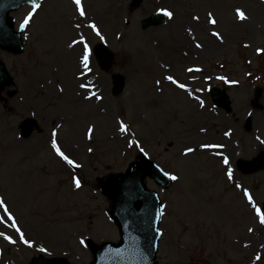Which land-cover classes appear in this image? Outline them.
<instances>
[{"label":"rangeland","instance_id":"obj_1","mask_svg":"<svg viewBox=\"0 0 264 264\" xmlns=\"http://www.w3.org/2000/svg\"><path fill=\"white\" fill-rule=\"evenodd\" d=\"M38 2L41 7L22 35V53L0 48L11 78L0 94V197L33 243L30 248L0 237V264H32L42 254L63 258L58 264H90L88 239L118 242L112 202L98 189L97 178L125 172L141 149L178 177L170 188L151 177L146 181L159 193L164 210L157 264H264V225L244 196L247 190L262 211L264 167L246 175L237 163L264 152V0H142L139 6L130 0H81L83 17L73 0ZM237 9L246 19L238 18ZM162 10L173 17L142 27L144 18ZM30 11L32 4L10 13L16 29ZM209 12L215 25L208 22ZM193 16H199L196 35L188 32L197 22ZM91 23L103 39L88 27ZM81 36L91 50L88 80L106 84L104 96L92 102L101 115L86 117L85 104L71 98L69 106L59 107L63 114L49 119L57 106L54 98L47 103V91L68 86L67 68L82 72V65L73 68L66 59ZM177 36L185 42L180 50L173 46ZM101 43L114 54L108 69L97 59ZM114 74L125 79L119 93L113 91ZM168 75L191 95L164 79ZM212 86L227 90L231 112L215 104ZM194 97L204 101L203 108ZM120 123L127 131L119 130ZM53 132L79 168L55 154ZM188 147L195 151L185 156ZM234 152L242 155L230 159ZM73 177L81 180V188H75ZM42 243L46 253L39 251Z\"/></svg>","mask_w":264,"mask_h":264},{"label":"water","instance_id":"obj_2","mask_svg":"<svg viewBox=\"0 0 264 264\" xmlns=\"http://www.w3.org/2000/svg\"><path fill=\"white\" fill-rule=\"evenodd\" d=\"M135 5L141 0H133ZM31 0H0V46L3 49L22 52L23 43L21 31L15 32L10 22L9 13L20 8ZM166 16L161 12L142 21L144 27L161 24ZM98 56L102 64L110 67L113 63V54L103 46L99 47ZM10 75L6 71L5 64L0 62V93L10 81ZM114 91L121 92L125 79L121 75H114ZM217 105L232 111L231 101L225 90L215 87L211 91ZM248 128L251 121L248 119ZM241 165L255 163L254 167L246 168L250 171L258 169L264 164V154H261L253 162L240 161ZM154 177L165 187L171 184V180L164 176V172L156 166L147 156L140 154L137 161L131 163L127 173L111 175L103 181L99 180V189L114 201L112 215L119 225L122 239L119 244L113 242L95 246L90 242L96 261L93 264H156V252L158 250L161 232L158 230L162 215L161 201L158 194L146 188L145 177ZM58 261V259H54ZM36 263V259L34 260Z\"/></svg>","mask_w":264,"mask_h":264},{"label":"snow or ice","instance_id":"obj_3","mask_svg":"<svg viewBox=\"0 0 264 264\" xmlns=\"http://www.w3.org/2000/svg\"><path fill=\"white\" fill-rule=\"evenodd\" d=\"M73 3L76 6L77 11L79 12V15L81 17H83L85 15V11L84 8L81 5V0H73ZM31 4H32V11H30L27 16L24 18L23 22L20 25V30L23 33V31L27 28V26L29 25L30 21L32 20L33 16L36 14V11L41 7V4L38 2V0H31ZM162 14L167 16L169 19H171L173 17V13L171 11H167V10H162ZM209 17V23H211L212 25L216 24V20L214 18H212V13L209 12L208 14ZM237 16L239 19L244 20L246 19V16L244 14V12H242L241 10L237 9ZM193 20L198 21L199 20V16H193L192 17ZM77 28L80 27L79 24L76 25ZM88 27L95 33L96 36H99L101 39H103V37L101 36L100 31L98 30L97 26L95 23H91L88 25ZM189 34H191V30L189 29ZM212 36L216 37L217 40H220L221 42H223V38L220 36V34L218 32H212L211 33ZM75 44H81L82 45V56L80 59V63L83 64L84 68L87 69L89 72L91 71V68L89 67V57L91 54V50L88 46L87 41L85 40V38L83 36H81V38L79 40H73L72 45ZM197 48H200L201 45L197 44L196 45ZM260 51V50H258ZM188 72H193V71H201V69H193V68H189L187 69ZM218 79H225L224 77H217ZM164 79H166L167 81H169L172 85H175L177 88L184 90L186 93H188V95H191L190 92H188V89L186 87V85L184 83H180L176 78H174L172 75H168L166 77H164ZM157 83H159V81H157ZM81 87H84V85H81ZM60 91L62 92L63 89H60ZM95 95V94H93ZM197 101L198 104L201 108L204 107V101L202 99H200L199 97H194ZM86 99H91V97H86ZM96 99H100L99 96H96ZM119 130L121 132H125L127 131V127L124 123H120L119 125ZM89 133H91L92 129L88 130ZM225 135H229V133H225ZM53 139L51 140V147L52 149L55 151V154L61 159L63 160L65 163H67L70 166L73 167H77L79 168L80 165L76 164L71 158H69L68 155H66L63 151H61L60 147L58 146L56 140L54 139V137L56 136V133L53 132L52 133ZM89 138H91V136H89ZM259 139V138H257ZM262 143H264V141H261ZM136 142L133 141L132 144H135ZM132 144H130L129 146H132ZM204 147H223V145H203ZM89 151H92L91 148H89ZM141 151H143V149H141ZM195 149L192 147H188L185 149L183 155L187 156L189 153L194 152ZM223 163L225 165L229 164V160L227 156L223 157ZM164 176H167L169 179L171 180H177L178 177L176 175H171L169 173H164ZM227 177L228 179H232V171L231 169H228L227 171ZM73 184L75 186V188L79 189L82 187L81 185V180L79 178L73 177ZM237 187H240L239 185H237ZM244 196L247 198L248 203L251 205L252 209L254 210L256 216L259 218V223L261 225H264V212L261 211V208L258 207L254 201L252 196L247 192V190L244 191ZM0 211H2L3 215H0V224L5 225V227H11L12 229H14V232L16 234H18L19 240L24 243L25 245H27L28 247H33V243L27 239H25L24 233L20 230V228L17 226L16 224V220L13 217L12 213L10 212L6 202L4 201V199L2 197H0ZM248 231H253V229L249 228ZM162 235V234H161ZM0 237H3L4 240L8 241L9 243H16L15 240H13V238L7 234H5V232H0ZM81 244H84V240L81 239L80 241ZM39 251L41 253H46L48 251L47 248L45 247H40ZM261 256L257 255L256 256V260L260 261L261 260Z\"/></svg>","mask_w":264,"mask_h":264},{"label":"bare ground","instance_id":"obj_4","mask_svg":"<svg viewBox=\"0 0 264 264\" xmlns=\"http://www.w3.org/2000/svg\"><path fill=\"white\" fill-rule=\"evenodd\" d=\"M199 29H200V26L197 21L193 23L190 30L192 34L196 35L197 32L199 33ZM151 33L153 32H150V34ZM152 36L153 34H151V37ZM155 36L156 35H154L153 37ZM182 40H183L182 37L177 36L176 40L173 42L174 43L173 46L180 50L181 48L184 47L183 43H185ZM81 56H82V45L81 44H76L71 47L69 46L68 54H66V59L67 58L70 59L68 64L69 65L73 64V68H78L80 65H82V72L78 71L76 73H73V72L71 73V71H69L71 68H67L66 71L69 73V75H68V79L65 80V82H67L68 86H66L65 88L64 87L59 88L58 86L54 85L50 89L51 92H49V90L47 91L48 92V98H46L47 103L51 101L49 98H54L56 99V106H57L55 108V113L50 114L51 117L49 119L54 118V116L57 117L58 114L61 113L60 110L63 108V104L64 106H69L71 104V98L72 100H80L83 104H85L84 113L86 114V117L91 119L92 117H95V116L98 117L101 115L100 109L95 110L92 102L95 100L93 98H95L96 96H99V97L104 96V93L106 92L105 91L106 84L99 78L96 80H90V81L88 80L89 77H91L92 75L91 64L89 62V65H90L89 67L91 68V71L89 72L87 69L84 68L83 64L80 63ZM1 57H2V52L0 51V58ZM139 61L141 64L143 63L141 60ZM81 85H84V87H81ZM60 89H63V91L61 92ZM76 96H78L79 98H77ZM86 97H91V99H86ZM9 104H10V101H9ZM44 115L45 114L42 112V116ZM63 117L64 116H60V118H63ZM44 118H47V116H44ZM74 150H75L74 151V154H75L77 150L76 149ZM222 155L226 156L224 155V151ZM241 155H242V152H240V154L239 153L237 154V152H234L230 154L229 158L236 160L240 158L238 156H241ZM1 228L5 232V234L11 236L13 240L15 241L19 240L18 234H16L14 232V229H12L11 227H5V225L1 224ZM42 246H44L43 243L41 244V247Z\"/></svg>","mask_w":264,"mask_h":264}]
</instances>
